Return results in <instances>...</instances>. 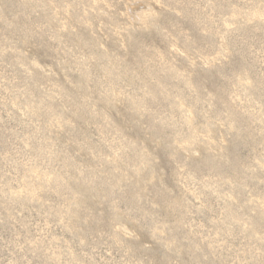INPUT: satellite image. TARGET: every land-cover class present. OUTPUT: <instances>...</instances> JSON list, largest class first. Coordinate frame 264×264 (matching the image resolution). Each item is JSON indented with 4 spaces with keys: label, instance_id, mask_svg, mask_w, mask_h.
<instances>
[{
    "label": "rangeland",
    "instance_id": "374dc122",
    "mask_svg": "<svg viewBox=\"0 0 264 264\" xmlns=\"http://www.w3.org/2000/svg\"><path fill=\"white\" fill-rule=\"evenodd\" d=\"M0 264H264V0H0Z\"/></svg>",
    "mask_w": 264,
    "mask_h": 264
}]
</instances>
